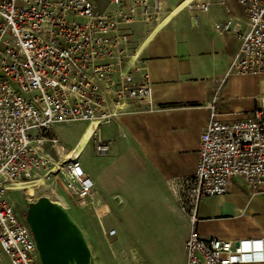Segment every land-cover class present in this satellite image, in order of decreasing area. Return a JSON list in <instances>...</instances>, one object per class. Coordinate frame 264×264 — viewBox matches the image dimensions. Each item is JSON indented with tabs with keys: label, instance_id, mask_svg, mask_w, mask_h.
<instances>
[{
	"label": "built area",
	"instance_id": "1",
	"mask_svg": "<svg viewBox=\"0 0 264 264\" xmlns=\"http://www.w3.org/2000/svg\"><path fill=\"white\" fill-rule=\"evenodd\" d=\"M123 0H111L119 4ZM244 16L228 17L214 28L234 35L239 46L226 75L264 74V0H236ZM208 2L194 7L207 10ZM160 11L153 0H132L128 13L97 11L89 0H0V257L10 264H41L31 230L7 198L10 189L53 163L55 178L68 195L92 194V182L79 160L54 162L52 128L63 122L111 123L132 105L150 103V82L129 80V34L119 31L132 16L151 21ZM127 79V81H125ZM207 103L209 117L198 139L191 176L169 178L190 229L184 241L185 264L264 262V240L203 238L196 229V209L206 197L224 194L233 177L250 190L264 191V94L249 116L223 121ZM98 154L107 142L94 140ZM114 229L110 234H114ZM255 252L260 256L255 258Z\"/></svg>",
	"mask_w": 264,
	"mask_h": 264
},
{
	"label": "crops",
	"instance_id": "2",
	"mask_svg": "<svg viewBox=\"0 0 264 264\" xmlns=\"http://www.w3.org/2000/svg\"><path fill=\"white\" fill-rule=\"evenodd\" d=\"M89 1L97 11L128 13L132 0L119 4ZM182 1L156 0L160 11L154 20L132 16L130 22L118 26L119 31L129 34L128 55L136 56L126 66L128 78L149 79L153 108L132 105L111 123L94 126L78 158L82 165L81 158L89 145L91 154L101 155L93 148L94 140L109 144L108 152L103 154L104 167L100 161L82 166L92 182V194L105 201L106 212L116 213L118 231L124 230L121 224L127 223V212L161 214L158 218L162 229L152 241L154 246L159 245L158 264H185L189 216L181 210L166 180L194 173L199 135L209 117L207 103L216 96L213 106L218 118L236 120L249 116L264 94V74L226 75L239 41L234 35L216 30L214 24L232 17L244 26L236 0H191L160 24ZM200 1L209 3L207 10L194 7ZM71 123L81 124L82 129L76 131L70 143H64L67 150L89 123L68 121L52 128L58 136ZM54 151L59 153L57 147ZM196 216L195 226L203 238L264 240V191L250 190L242 178L233 177L224 194L206 197L198 204Z\"/></svg>",
	"mask_w": 264,
	"mask_h": 264
},
{
	"label": "rangeland",
	"instance_id": "3",
	"mask_svg": "<svg viewBox=\"0 0 264 264\" xmlns=\"http://www.w3.org/2000/svg\"><path fill=\"white\" fill-rule=\"evenodd\" d=\"M84 128V127H83ZM82 129L81 124H67L63 132L59 133L58 152L49 147L54 162L58 165L71 160L66 155H61V148L68 149L71 138L76 131ZM55 134V133H54ZM57 144V145H58ZM90 145L81 158L82 166L87 163L101 162L105 166L106 159L103 154H91ZM87 159H84L86 158ZM78 160V159H77ZM55 165L51 163L48 168L42 169L31 177H41L42 182L32 185V190L19 185L8 192L7 196L17 207L21 216H24L29 203L35 202L40 197H48L52 201L62 202L66 210L76 220L84 232L90 246L91 258L89 264H158L159 245L154 246L153 239L160 234L162 223L157 212H127L129 219L122 223L124 230H116L120 220L116 213L106 212L105 201L94 194L82 199L72 198L65 190L63 178H55ZM34 190V191H33ZM28 191V192H27ZM30 192V193H29ZM66 202V203H65ZM163 216H166L163 213ZM164 222V220H162ZM115 229L116 233L110 234ZM157 243V242H156ZM0 264H10L6 256L0 257Z\"/></svg>",
	"mask_w": 264,
	"mask_h": 264
},
{
	"label": "bare ground",
	"instance_id": "4",
	"mask_svg": "<svg viewBox=\"0 0 264 264\" xmlns=\"http://www.w3.org/2000/svg\"><path fill=\"white\" fill-rule=\"evenodd\" d=\"M189 1L191 0H183L182 2H179L177 6L172 8V10L164 16L160 24H163L165 21L169 20V18L172 15H174L176 12H178L184 6H186ZM93 132H94V123L86 125L83 128L77 141L69 148V150L65 151L64 150L65 148H61L62 155H66V157L70 159H78L79 154L81 153L85 144H87V142L91 138ZM56 147L60 148L59 144ZM42 181L43 179L41 177L34 176V177H30L29 179L22 180L21 182H19V184L22 187L27 188L28 190L31 191L32 190L31 187L33 184ZM40 198L46 200L48 204H52V206H55L53 212L56 213L55 218H56V222L59 225V227L56 228V230L60 231V234L59 233L56 234L57 237L55 239L57 241L58 246L61 247L63 253H65V256L68 259L67 260L68 263L89 264L91 258V251L89 248L90 246L88 245V242L85 238L84 232L81 230V227L78 226L74 218L66 210L64 203L60 201L59 202L52 201L48 197H40ZM65 243H67V245ZM245 244H250V245L254 244L255 247L258 246L256 240H254V242L246 241ZM51 253L49 255L51 257L53 264H60L58 260L56 263V260L54 259L53 254L51 255ZM259 256H260V252H255V258H258ZM84 260L86 262L83 263Z\"/></svg>",
	"mask_w": 264,
	"mask_h": 264
},
{
	"label": "water",
	"instance_id": "5",
	"mask_svg": "<svg viewBox=\"0 0 264 264\" xmlns=\"http://www.w3.org/2000/svg\"><path fill=\"white\" fill-rule=\"evenodd\" d=\"M54 208L55 206L48 204L46 200L38 198L27 206L24 220L35 240L37 255L41 264H53L49 255L51 252L56 263L58 260L60 264H69L65 253H63L55 239L56 234H60V231L56 230L59 225L56 222V213L53 212ZM65 244L67 245V243ZM86 261L84 260L83 263Z\"/></svg>",
	"mask_w": 264,
	"mask_h": 264
}]
</instances>
